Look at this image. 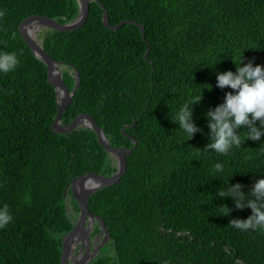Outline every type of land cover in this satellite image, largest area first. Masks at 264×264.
<instances>
[{"label": "trees", "instance_id": "1", "mask_svg": "<svg viewBox=\"0 0 264 264\" xmlns=\"http://www.w3.org/2000/svg\"><path fill=\"white\" fill-rule=\"evenodd\" d=\"M100 1L111 26L140 23L145 39L134 24L107 29L94 1L81 28H43L37 37L61 63L70 91L75 71L80 76L61 125L88 114L112 147H133L125 134L137 141L120 181L89 197L88 209L109 233L89 264H264V233L229 225L251 210L215 196L229 180L247 195L264 178V137L227 157L197 153L210 142L206 113L232 91L217 88L216 76L235 72L241 59L264 65V0ZM0 12V51L15 52L20 61L0 75V207L7 205L13 217L0 229V264H60L63 237L80 210L70 189L68 210L70 181L87 173L108 177L117 167L93 130H52L57 95L18 25L31 16L68 24L79 6L77 0H0ZM199 95L192 109L199 131L186 142L170 116ZM217 162L223 174L212 172ZM99 234L96 221L91 238Z\"/></svg>", "mask_w": 264, "mask_h": 264}, {"label": "clouds", "instance_id": "2", "mask_svg": "<svg viewBox=\"0 0 264 264\" xmlns=\"http://www.w3.org/2000/svg\"><path fill=\"white\" fill-rule=\"evenodd\" d=\"M3 14L0 12V16ZM19 63L15 52L0 51V75L15 71ZM235 65V72L227 71L216 76L217 88H229L232 91L225 94L222 104L206 113L210 142L203 150L196 149L198 154L227 157L233 148L241 149V145L247 141L257 142L264 137V65H254L253 62L244 64L242 59ZM207 89L212 90L210 86ZM201 100L202 95L186 100L170 116L171 122L178 125L176 131L183 134L186 142L192 140L199 131L193 122L192 109ZM241 131L246 139L242 140ZM260 145V155H264V142ZM224 171L223 164L217 162L212 165L214 174H223ZM229 181L225 187L217 190L215 196L221 200L231 199L235 210H251V215L246 219H232L229 225L241 232L264 233V178L256 180L247 195L242 190L243 185L230 184ZM231 211L227 207L226 216ZM12 220L9 207H0V229L6 228Z\"/></svg>", "mask_w": 264, "mask_h": 264}, {"label": "water", "instance_id": "3", "mask_svg": "<svg viewBox=\"0 0 264 264\" xmlns=\"http://www.w3.org/2000/svg\"><path fill=\"white\" fill-rule=\"evenodd\" d=\"M97 2L101 5L103 9L102 21L107 29L115 30L124 24H134L138 26L141 30L143 39L144 28L140 23L131 21H122L115 26H111L108 19V13L105 7L101 4L100 0H77L79 6V14L77 18L68 23L61 25L57 21L42 17V16H31L24 19L18 25V31L24 42L28 45L31 51L34 53L36 58L41 60L47 67L48 82L54 87L57 95V115L51 126L55 133L68 134L80 127L89 128L93 130L96 137L102 147L115 159L117 170L111 176H102L96 173H87L80 177L73 178L68 187L65 190L64 196L68 193L70 189L76 202L79 205V214L76 222L70 232H68L62 240L63 251L61 255L60 264H89L99 253L100 249L106 244L109 239V233L106 229L105 223L100 216L95 215L88 209V200L94 193L117 184L123 177L127 170V156H129L133 149L137 146V141L129 134H125L127 138L134 144L131 148H114L110 145L108 139L105 136L104 131L96 123L95 119L88 114H79L74 120H72L68 125H61L60 119L63 113L69 107L80 83V76L78 71H75V86L72 91L68 89L63 81L62 65L60 62L53 59L48 55L40 42H38V33L43 28H50L59 32H71L81 28L87 21L89 15V4L90 2ZM35 24L36 28L32 33L26 31L28 26ZM149 50L146 52L145 57H147ZM136 121L131 126V128ZM89 179L92 183H87L86 180ZM98 221L100 223V234L97 236L98 244L91 249L90 234L94 227V224ZM81 236L82 241L78 250V255L75 260H73L74 249L70 248L69 242L73 236ZM84 251V255H83Z\"/></svg>", "mask_w": 264, "mask_h": 264}, {"label": "bare ground", "instance_id": "4", "mask_svg": "<svg viewBox=\"0 0 264 264\" xmlns=\"http://www.w3.org/2000/svg\"><path fill=\"white\" fill-rule=\"evenodd\" d=\"M35 29H37V28H36L35 24H33V25H31V26H28L27 29H26V31L30 34V33H32ZM86 182H87V183H92V181L89 180V179H87ZM81 238H82V237H81V236H78V235L73 236L72 239H71L70 242H69V246H70V248L75 249L76 247H78V246L81 244V241H82Z\"/></svg>", "mask_w": 264, "mask_h": 264}, {"label": "flooded vegetation", "instance_id": "5", "mask_svg": "<svg viewBox=\"0 0 264 264\" xmlns=\"http://www.w3.org/2000/svg\"><path fill=\"white\" fill-rule=\"evenodd\" d=\"M93 229H94V227H93ZM93 229H92V230H93ZM91 233H92V231H91ZM96 239H97V236L94 237V238H91V234H90V241H91V249H92V250L94 249L95 244H96V245L98 244V240H96ZM79 247H80V245L77 247L76 250H74L75 252H74V254H73V258H72L73 260H75L77 257H79V255H78ZM83 255H84V251H83Z\"/></svg>", "mask_w": 264, "mask_h": 264}, {"label": "rangeland", "instance_id": "6", "mask_svg": "<svg viewBox=\"0 0 264 264\" xmlns=\"http://www.w3.org/2000/svg\"><path fill=\"white\" fill-rule=\"evenodd\" d=\"M66 199H67L68 210L71 212L72 210H71L70 205L68 203V201H69L68 194H66ZM76 249H77V247L74 250H76Z\"/></svg>", "mask_w": 264, "mask_h": 264}]
</instances>
